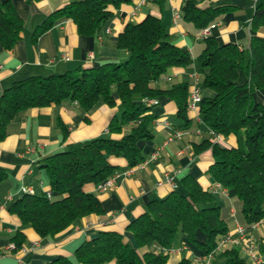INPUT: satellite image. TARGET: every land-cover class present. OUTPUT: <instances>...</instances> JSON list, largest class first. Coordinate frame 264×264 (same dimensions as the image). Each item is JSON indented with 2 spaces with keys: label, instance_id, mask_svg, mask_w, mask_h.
<instances>
[{
  "label": "trees",
  "instance_id": "obj_1",
  "mask_svg": "<svg viewBox=\"0 0 264 264\" xmlns=\"http://www.w3.org/2000/svg\"><path fill=\"white\" fill-rule=\"evenodd\" d=\"M157 1L162 8V0ZM131 0H68L51 12L33 33L32 40L61 19L71 20L80 35H97L112 17L113 9L129 5ZM233 6L216 2L198 8L191 0L181 6L183 18L201 30L213 25L217 16ZM253 30L264 26V1L253 14ZM23 21L9 0L0 1V43L9 51L21 38ZM204 47L193 60L178 48L161 18L150 14L138 22H127L117 35L116 47L127 55L123 62L101 65L60 74L32 75L14 81L0 95V141L5 128L19 112L33 107H47L67 99L76 102L85 113L99 103L109 107L119 100L120 114L108 123L109 136H99L67 144L38 161L47 177L50 197L45 192L21 194L7 205L22 225L31 227L40 237H53L77 220L102 213L86 184L97 185L111 177L117 167L108 158L120 157L132 167L144 161L141 143L152 139L151 123L155 116L146 100L168 98L177 106V116L187 125V105L191 83H175L170 88L155 86L171 68L194 64L199 86L211 91L197 105L206 136L193 144L194 153L211 151L213 161L207 172L222 188L233 192L234 216L226 218L213 193L203 189L196 179L184 175L180 186L165 197L153 199L145 210L126 227L134 244L115 231H99L84 240L73 258L57 256L43 264H168V255L159 247L172 248L178 234L204 254L214 250L218 240L232 232L237 220L245 229L264 218V102L254 100V93L264 89V37L253 35L246 48L233 43L218 44L212 37L203 38ZM167 78V77H166ZM242 80V81H241ZM60 125V124H59ZM63 136L66 131L61 126ZM129 130L123 133V129ZM212 133V134H211ZM110 135H120L112 138ZM233 135L236 145L225 147L212 137ZM7 172L0 167V184ZM230 215V214H229ZM201 234L203 239H198ZM17 233L14 251L24 243ZM264 260V241L258 243ZM239 248H226L216 254L213 264H249ZM177 264H193L183 258Z\"/></svg>",
  "mask_w": 264,
  "mask_h": 264
},
{
  "label": "crops",
  "instance_id": "obj_2",
  "mask_svg": "<svg viewBox=\"0 0 264 264\" xmlns=\"http://www.w3.org/2000/svg\"><path fill=\"white\" fill-rule=\"evenodd\" d=\"M9 1L23 21V30L20 40L11 50L3 49L0 43V95L14 81L32 75L46 76L95 67L106 62H123L127 55L116 47L117 35L127 22H138L146 14L161 18L172 34L174 44L189 53L193 60L204 47L203 40L195 36L199 29L183 18L181 6L185 0H162V8L154 0H131L129 5L112 10V17L103 24L97 35H80L71 20L61 18L39 35L35 42L32 40L34 29L68 0ZM191 1L201 9L215 5L216 2L233 6V10L217 16L210 29V36L218 44L233 43L239 48H246L253 35L264 37V26L256 30L251 26L255 7L264 0ZM132 11L134 15L130 14ZM175 12L179 17H174ZM193 71V63L187 67L171 68L166 75L170 80L165 77L155 86L170 88L175 83H189ZM199 88L201 94V87ZM211 94V91L205 89V96ZM253 97L257 102H264V89L257 90ZM152 113L155 116L150 125L153 137L141 143L145 162L143 166L135 168L128 175H122L128 168L126 160L109 157L108 161L120 173L113 179L112 186L103 192L96 191L93 184L83 187L85 192L96 195L102 213L83 217L53 237H40L31 227L22 225L17 215L8 212L7 205L21 195V188L25 186L31 187L35 193L48 192L47 177L38 164L41 158L70 143L109 136L108 123L115 115L120 114L119 100L115 99L114 107L99 103L85 113L76 102L65 99L58 104L29 108L15 115L6 125L5 138L0 141V167L7 172L6 180L0 184V264H20L19 260L25 264H43L57 256L73 258L76 248L99 231L111 230L124 234L125 241L134 244L132 236L126 233V227L143 213L149 201L165 198L171 192L166 184L157 186V182L165 174L173 175L177 186H180L181 177L188 174L203 189L213 192L216 183L207 172L213 161L211 151L196 154L193 150V144L199 143L206 136L202 131L203 124L198 110H188L191 121L185 125L176 114L175 102L161 97L153 106ZM164 122L168 125H164ZM59 124L64 127L65 136ZM128 130L129 127H125L123 133ZM177 131L183 132V135L164 144ZM110 137L119 138L120 135ZM212 141L225 147L236 145L233 135L226 138L216 135L212 137ZM152 154H155L153 159ZM177 170L179 173L174 175ZM216 195L221 199L222 203L219 204L228 219L232 216L231 212H235L233 192L227 190L226 194L214 193ZM230 226L234 228V224ZM248 231L257 243L264 241V220ZM17 233L23 235L25 241L19 250L10 251L8 246L13 243L12 238ZM197 237L199 240L203 239L201 234ZM202 253L186 241L182 234H178L167 263L177 264L186 258L193 264H213V261L197 262L196 259ZM213 260H217L216 255ZM247 262L252 264L248 260ZM109 264L116 263L113 260Z\"/></svg>",
  "mask_w": 264,
  "mask_h": 264
},
{
  "label": "built area",
  "instance_id": "obj_3",
  "mask_svg": "<svg viewBox=\"0 0 264 264\" xmlns=\"http://www.w3.org/2000/svg\"><path fill=\"white\" fill-rule=\"evenodd\" d=\"M143 3V2H142ZM136 10V9H134ZM131 15H134V11H132L130 13ZM174 17H179L178 13L175 12L174 13ZM213 27V25H209L207 27L202 28L201 30H199L196 33V38L197 39H203L206 38L208 36H210V29ZM90 57H92L90 55ZM166 80H170L169 77L166 78ZM199 82H200V78L199 75L196 71H193V73L191 74V87H190V92H189V102L187 105V109L189 111H195L197 109V105L198 102L200 100V86H199ZM147 105H156L157 101L150 99V100H146L145 101ZM164 125H168L167 122H164ZM200 132V130L198 131ZM212 134V133H211ZM183 135V132L181 131H177L174 132L173 135H171V137L167 138V140L164 142V144H167L171 141H173V139L175 138H180ZM155 157V154L151 155V158L153 159ZM145 162H141L135 166L132 167H128L126 170H124L121 174L122 175H128L130 173L133 172V170L137 167H142L143 164ZM179 173V171H175L174 175ZM120 173H118L117 171L114 172V174L107 178L106 180L102 181L101 183L96 185V191L98 192H103L105 190H107L109 187L112 186V182L113 179L115 177H117ZM168 185L170 187L171 190L175 189L177 187L176 183L174 182V176L173 175H169V174H165L163 179L159 180L157 182V186H162V185ZM227 190L222 188L218 183H216L214 185V191L211 193H220V194H226ZM34 190L31 187H22L21 188V194H33ZM47 197H50V193L49 192H45ZM232 216H234V211L231 212ZM262 220H264V218H262L260 221H258L257 223H255L254 225H252L251 228L256 227L257 225L262 223ZM239 248L248 258V260L252 263V264H264V260H262V257L260 256L259 253V247L257 242L251 237V235L249 234V231L247 229H245V227L243 225H241L237 220H234V229L232 232H227L226 234H224L217 242L216 247L214 248V250L212 252H210L209 254H204L202 253L201 256H199L196 261L200 262L201 260H203L205 263H210L213 261L214 256L220 252L223 249L226 248ZM8 250L13 251L14 250V244L10 243L8 246ZM158 251L165 254V255H169L172 252V248H162L159 247ZM20 264H25L23 263L22 260L18 261Z\"/></svg>",
  "mask_w": 264,
  "mask_h": 264
},
{
  "label": "rangeland",
  "instance_id": "obj_4",
  "mask_svg": "<svg viewBox=\"0 0 264 264\" xmlns=\"http://www.w3.org/2000/svg\"><path fill=\"white\" fill-rule=\"evenodd\" d=\"M200 96H205V89L201 88V94ZM215 199L217 200L218 203H222L221 202V199L219 198V196H215ZM243 255V258L248 260L247 256L245 254H242ZM217 258V257H216ZM249 261V260H248Z\"/></svg>",
  "mask_w": 264,
  "mask_h": 264
}]
</instances>
